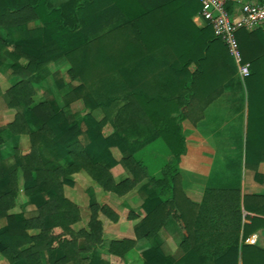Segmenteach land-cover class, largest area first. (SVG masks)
Returning <instances> with one entry per match:
<instances>
[{"label":"trees","instance_id":"trees-1","mask_svg":"<svg viewBox=\"0 0 264 264\" xmlns=\"http://www.w3.org/2000/svg\"><path fill=\"white\" fill-rule=\"evenodd\" d=\"M233 3L227 4L230 13ZM201 8L199 0H69L59 6L51 0H0V68L8 62L20 78L5 89L16 112L0 127V221L6 220L0 228L2 264H93L91 254L107 240L102 216L114 223L120 216L90 199L87 227L73 229L81 210L68 193L80 172L119 196L144 180L153 187L142 203L144 216H128L140 218L137 239L151 245L139 257L137 239H110L109 264L140 258L142 264H264L261 29H240L237 37L243 62L251 65L244 80L245 166L262 191L244 193L239 185L208 188L196 204L182 189L180 162L189 141L185 122L189 126L191 119L196 126L229 89L242 95L227 45L210 23L200 27L194 22ZM33 20L42 26L30 28ZM62 57L71 64L70 77L80 80L72 88L74 96L88 110L79 121L64 107L34 100V84ZM59 73L55 83L63 88ZM106 126L111 133H104ZM4 131L10 138L27 136L30 148L4 157ZM149 147L159 152L147 154ZM20 177L34 205L30 215L11 212ZM174 224L182 237L179 258L162 239L165 228ZM256 232L261 240L247 242Z\"/></svg>","mask_w":264,"mask_h":264},{"label":"rangeland","instance_id":"rangeland-1","mask_svg":"<svg viewBox=\"0 0 264 264\" xmlns=\"http://www.w3.org/2000/svg\"><path fill=\"white\" fill-rule=\"evenodd\" d=\"M61 1L62 0H53L55 4H59ZM70 66H71L70 62L65 57H62V58H59L53 61L48 67L49 73L47 74V76L44 79H42L40 82L34 84V87H35V96H34L35 99L34 100L37 102L47 100L56 109L57 108L60 109L64 107L68 109L69 111H71L75 115L74 116L75 119L79 121L85 116L88 110L85 108L83 100L74 96L72 88L80 84V80H73L70 77V75L68 74V70ZM11 71L12 69H10V65L8 62L0 68V80H1V83H0L1 84L0 86V127L5 126V124H7L9 121L13 120L15 112H16L15 109L9 106L8 96L4 93L7 86L14 84L17 80L20 79L18 76H16ZM55 72H60L59 76L65 84L63 88L57 87L55 83V76H54ZM239 79H240V85L242 87L241 88L242 95H239V93H236L234 90L229 89L221 98L215 101L216 103L214 102L215 104L213 105V107L209 106L211 108L209 110L214 112L213 114L214 119L212 120V127L213 129H216V134L214 138L212 139L213 153L214 155H216V159L214 160L216 162L215 168L219 172L220 170L221 172H224L225 167H222L220 164L221 156L222 155L224 156L232 155L231 159L230 157L228 158V161L232 162V164L234 165L235 175L234 177L229 178L228 180L229 182H217V183L213 182L210 184L208 183L206 184V189L207 188H219V187H224V186H227V187L237 186L241 184L242 179L245 176L247 178L250 172V171H245L247 169L245 166V137L246 135L233 134V132L241 130L240 125L242 124V121L244 120L243 119L244 113L247 110L245 81L242 80V78L240 77ZM204 114L201 116L202 119L204 118ZM93 115L97 116L98 118H102L101 113L99 111L93 112ZM201 120H199L197 124ZM189 121L193 123L191 119H189ZM110 131H111V128L109 126H106L104 128V133L108 134V132ZM3 134H4L3 136L5 138V141L3 145L1 146V151L4 157L7 158L11 156L12 154H14L16 151L22 152L30 148V141L27 136L15 135L12 138H10L9 133L7 131H4ZM191 145H192V142L190 141L189 146H188V151L191 150V147H192ZM158 152L159 151L156 148L149 147L147 154L154 156V154ZM118 156L120 155L118 154ZM171 158H172L171 156L166 157L167 160ZM229 170H232V169H229ZM77 174L78 173L74 174L75 185L73 186V188L75 186L76 188L72 189V191L70 190L68 193L70 194V197H72V199H74V201H76L79 204V207L81 210V219L76 224H74L73 226L74 230L78 231L81 228L87 227L89 217H90V209H89L90 199H96L100 204L108 205L114 212L118 213L120 216L119 221L114 224H112L113 222H111L107 217L102 216L104 220L103 221L104 222V236L107 240L102 247H100L96 252L91 254V260L93 264H109V254L107 252L109 240L113 238H130L128 236L133 234V232H134L135 238H132V239H137L135 227H136L137 222L140 221V218L144 216V211L142 209V203L145 201L148 195H151L153 187L147 180H144L141 183L142 186L137 190L138 194L136 195V197H133V198L128 197L124 199V196L126 195L124 196H119L116 194L107 195V194H103L101 191L96 192L97 188H95L93 185H88V183H85L83 179L81 178L76 179ZM20 186H21V191H20V195L17 201V206L11 212L16 213V214L24 212V213H27V215H30L32 213L31 211L34 208V205L29 201V199L25 196L23 192L22 177H20ZM138 186L136 188H138ZM203 187H204V183L202 184L201 188ZM136 188H134L132 191H134ZM182 189H183V186H182ZM137 209L138 211L136 212L135 210ZM131 212H135L136 214L140 216V218L137 220L130 219L128 216H129V213ZM82 216H85L86 219L83 218ZM122 222L123 223L128 222V224L125 225V227L123 228H119L122 235H118L117 237H115L114 236L115 234L111 233L109 229L110 227H113L114 225L118 223H122ZM5 223H6V220H1L0 228L3 225H5ZM167 228L168 230L165 228V231L162 234V239L165 241L167 245V249L171 250L174 253V255L177 258H179L182 255L180 249H178V245L182 238L181 231L178 229V227H176V224L172 226H168ZM31 232L34 234L37 231L32 230ZM256 234L258 236V240L256 243H258L262 237H261L260 232H256L253 235H256ZM150 245L151 243L148 241L143 240L142 242V240L137 239L136 247L138 249L139 256H141L143 253V250L149 247ZM0 264L2 263L0 262ZM125 264H142V261H141V258L140 260L139 259L138 260L129 259L127 260Z\"/></svg>","mask_w":264,"mask_h":264},{"label":"crops","instance_id":"crops-1","mask_svg":"<svg viewBox=\"0 0 264 264\" xmlns=\"http://www.w3.org/2000/svg\"><path fill=\"white\" fill-rule=\"evenodd\" d=\"M51 1L54 5L59 6L62 3L67 2L69 0H62L59 4H55L53 2V0H51ZM256 1H259V0H233L234 4L236 5L237 10H239V7L243 3L256 2ZM194 22L200 27H203L207 24V22L200 16V13L194 17ZM28 26L30 28L40 27V26H42V21L41 20L30 21ZM238 76L240 78H242L239 74H238ZM242 80H245V79L242 78ZM0 83H1V80H0ZM215 103L213 102L211 104L212 106L210 105V107H213V105ZM210 107L206 110V112L204 114V118L196 126H192L191 124H189V126H188V121L185 122V125H187L186 126L187 127L186 133H187V136L189 138L188 146H189V142L191 141L192 147H191L190 151H188V149H187V153L182 156V159L180 162V173H181V179H182L181 183H182L183 191H184L185 195L191 201H193L196 204H201L203 197H204V194H205L206 190L208 189V188L206 189V184H208V183L210 184L213 182L214 183L229 182L228 181L229 178L234 177V175H235L234 165L232 164V162L228 161V158L230 157V159H231L232 155H228V156L222 155L221 156L220 164L222 167H225L224 172H221V170L219 172L215 168L216 162L214 160L216 159V155H214V153H213L212 139L214 138V136L216 134V129H213V127H212V120L214 119V117H213L214 112L209 110V109H211ZM243 119L244 120L242 121V124L240 125L241 130L235 131V132H233V134L246 135L247 120H248V109L244 113ZM111 132H112V128H111V131L108 132V134ZM209 150H211L212 152ZM147 152H148V148H147ZM228 168L232 169V170H229ZM260 168L264 172V164H262ZM245 171H250V172H249L247 178L245 176L242 179L241 184H239V187L242 189V191L243 192H251V191L252 192H260V191H262V185L259 184L258 182H256V180L254 179V172L252 170H249V169L248 170L246 169ZM120 172H121V170H118V169L114 170L115 174H119ZM77 178L83 179V181L85 183H88V185H93L95 188H97L96 192L101 191L103 194L115 195L112 192L103 191L100 186L95 184L92 181V179L84 173H81V172L78 173L76 175V179ZM203 183H204V187L201 188ZM141 186H142V184H140V186H138V188H136L134 191H131L129 194L124 196V199L128 198V197L129 198L136 197V195L138 194L137 190ZM75 188H76V186L73 189H75ZM135 211L137 212L138 209ZM82 217L85 218V216H82ZM112 224H114V222ZM127 224H128V222L127 223H125V222L124 223L123 222L118 223V224L114 225L113 227H110L109 230L111 233L115 234L114 235L115 237H117L118 235H122L119 228H123ZM176 227H178V229H179V226L176 225ZM166 229L168 230V228H166ZM114 236H112V237H114ZM128 237L135 238L134 232H133V234H131ZM142 242H143V240H142ZM135 252H136V255L139 256L137 247L135 248Z\"/></svg>","mask_w":264,"mask_h":264},{"label":"built area","instance_id":"built-area-1","mask_svg":"<svg viewBox=\"0 0 264 264\" xmlns=\"http://www.w3.org/2000/svg\"><path fill=\"white\" fill-rule=\"evenodd\" d=\"M199 1L202 5L200 16L213 26L215 34L225 42L238 67V74L245 79L251 73V65L243 62L237 32L240 29H261L264 32V0L243 3L239 10L233 3V13H230L227 8L230 0ZM257 240L256 234L247 242L255 244Z\"/></svg>","mask_w":264,"mask_h":264}]
</instances>
